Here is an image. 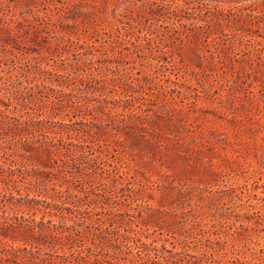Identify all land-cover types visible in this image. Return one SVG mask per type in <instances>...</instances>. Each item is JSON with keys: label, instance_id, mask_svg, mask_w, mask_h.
I'll use <instances>...</instances> for the list:
<instances>
[{"label": "rangeland", "instance_id": "1", "mask_svg": "<svg viewBox=\"0 0 264 264\" xmlns=\"http://www.w3.org/2000/svg\"><path fill=\"white\" fill-rule=\"evenodd\" d=\"M153 2L181 21L165 8L152 18ZM42 7L0 0V110L71 124L94 141L77 150L122 178L111 192L112 176H89L95 160L63 166L41 136L0 123V264H264V0H68L50 5L55 30L38 24ZM220 8L232 23L218 24ZM71 9L85 24L66 19ZM83 26L87 45L73 55L62 30ZM22 64L27 77L10 70ZM45 70L83 90L42 82ZM33 84L88 106L9 104ZM11 171H34L46 190L14 188ZM59 225L80 230L73 249L53 244Z\"/></svg>", "mask_w": 264, "mask_h": 264}, {"label": "trees", "instance_id": "2", "mask_svg": "<svg viewBox=\"0 0 264 264\" xmlns=\"http://www.w3.org/2000/svg\"><path fill=\"white\" fill-rule=\"evenodd\" d=\"M39 1V4L41 3L43 5L42 7V13L43 15L40 16V21L38 24H45L46 27L52 26L51 23V18H50V13L48 14V11H52L50 8V5L53 6V8H57V7H63L66 6V2L68 0H25V5L27 6V9L32 12L33 9L31 8H35L37 7V2ZM200 1H209V0H200ZM73 3V6H77L78 4H80L78 1L77 2H73V1H69ZM153 4H155V6H157L158 8H156L152 13L153 16L152 18L160 17V12L159 10L163 8H165V14L162 13L164 15V17L171 19V18H175L177 21H181V16L176 15L174 12V9H171L169 6H165V5H161V4H156V2H153ZM209 8V7H208ZM234 14V11H232L231 8L229 9H224V8H220V10L218 11V15H216V19H218V24H221L220 21H225L228 23H232L234 21L233 18H230V15ZM83 13L81 12H77L71 9V15L67 16V18L73 20V24H77V22H81L82 24H85V21L83 20ZM146 20V18L144 19ZM76 22V23H75ZM141 23V21H140ZM53 27H55L53 25ZM52 30H55V28H50ZM201 29V28H200ZM119 30V29H118ZM203 30V28H202ZM206 30V29H205ZM64 31L68 36L67 38H65V40L67 42H69L70 44H73L72 48L73 49V55H79V49L83 46V45H87V43L83 40V38L81 37H85V33L87 32V30L84 28L80 29V33L76 30H62ZM194 33H198L196 30H193ZM72 36L75 37V40L72 39ZM63 49H66V46H63ZM68 50V49H67ZM66 50V51H67ZM13 62V60H12ZM15 64V63H13ZM29 66L28 64L26 65H21L18 68V71L16 67L12 66V68L10 70H13L15 72H18L19 75H24V76H28L29 74ZM42 75L38 78L40 80H42V82L44 81H49V83H56V85L59 86H69V85H74V87H76L75 89L82 91L83 88H81L80 86H77L74 82H71L68 78V76L65 75H61L59 73H57L56 71H51V70H45V71H41ZM37 74H34V76ZM32 81H34V78L30 79ZM80 80H82L80 78ZM39 86L37 84H33L30 86H25L23 87L22 90H15V92H12L10 95H8V102L9 104L11 102H16L19 105H24L26 108L28 107L29 109H33L34 107L37 106H43V108H45L46 111L50 112V114L53 115H57L55 112H53V110L56 107H62V104L64 103V101H66V103H70L71 107L75 108V107H83V108H87V104H80L79 99L72 95L71 93H66L61 89H57L54 87H49L50 91H52V93L54 94H47V95H43V92L41 90H39ZM36 96H39V98H37L38 100L36 101ZM65 97H67V100H65ZM44 98H46L44 100ZM9 104H6L9 105ZM106 107V106H104ZM105 110H107V112H111V108H103ZM34 113V111H32ZM32 112H29L30 114ZM4 115H3V114ZM28 113V112H27ZM4 116L7 117V122L0 120V123H5L7 124L12 130L13 132H15L13 135L16 136H20L25 134L26 136H32L35 137L36 135L41 136L43 139V141L39 144L40 145V150L43 153L49 154L51 156H54L55 158H57V161L60 160L62 162L63 166H67L68 162H76V161H80V160H84L86 158H88V160H95L97 162L96 166H90L87 167L90 169V175L92 180L96 177V173L97 170L100 169V172L103 174H108V176H112L110 175L109 172H105L103 167L101 166L102 160L101 157L99 155H95L94 153H89V154H85L82 151L77 150L76 146L81 145L82 143L80 142H86L87 145L91 146V143H93V140H88L85 136L81 135L80 130H78L77 128H71V124L62 121H55L54 124H57V126L55 127L54 125H51V120H32L28 119V120H23L19 119V118H15V117H11L8 114L4 113L3 111L0 110V116ZM74 115V114H73ZM122 115V114H121ZM51 122V123H48ZM48 123V124H47ZM83 123V122H80ZM21 131V132H20ZM25 136V137H26ZM37 136V137H38ZM22 139V138H20ZM75 140L76 142L72 141ZM88 142V143H87ZM33 170V169H32ZM3 172V171H2ZM14 172L11 171L10 174L7 175V177L9 178V181L12 182L14 188L16 189H23L26 188V190H28L27 194L31 191H33L34 193H38L40 194L43 190H46L45 188V184L42 182V180L39 179L38 176L35 175L34 171H32L31 173L29 172V174H20L19 176H15V178H12V176ZM2 175V174H1ZM108 176H101V185L103 187L104 183V179H110L107 178ZM122 178V176H120L119 172H115L111 178V189H109V191L114 192L115 189L117 188V185L120 184V179ZM127 185L130 184V181H127L126 183ZM129 196V195H128ZM115 197H117L116 193H115ZM120 197H123L124 199H126V195L121 194ZM13 197L11 196L10 199H12ZM51 236L52 239H54L53 244L57 245L59 243H61V246H64L66 244H68V249H73L76 246V243L78 241V238L80 236V230H78L77 228H75L73 225L69 226V227H64V226H53V229L51 230V233L49 234ZM70 254L72 255L74 254L73 251L69 250ZM67 258V257H66ZM54 264H72L71 261L66 260L65 258L60 257L58 262H55Z\"/></svg>", "mask_w": 264, "mask_h": 264}]
</instances>
